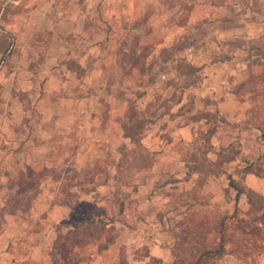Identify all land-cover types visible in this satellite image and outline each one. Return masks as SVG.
Masks as SVG:
<instances>
[{
	"label": "rangeland",
	"instance_id": "obj_1",
	"mask_svg": "<svg viewBox=\"0 0 264 264\" xmlns=\"http://www.w3.org/2000/svg\"><path fill=\"white\" fill-rule=\"evenodd\" d=\"M72 1L0 0V264L47 239L44 264H191L224 217L213 264H264V196L235 205L229 185L250 172L264 192V0H89L68 52L7 59L65 35ZM45 67L57 90L19 104L9 71Z\"/></svg>",
	"mask_w": 264,
	"mask_h": 264
},
{
	"label": "crops",
	"instance_id": "obj_2",
	"mask_svg": "<svg viewBox=\"0 0 264 264\" xmlns=\"http://www.w3.org/2000/svg\"><path fill=\"white\" fill-rule=\"evenodd\" d=\"M55 3V2H54ZM52 3V5L54 4ZM52 5L50 6L52 9V16L55 14L54 7L52 8ZM80 5V0H73L72 2L65 3L59 6L58 14H56V17H65L67 21L61 20L59 22L62 29L66 30L65 35L59 34L55 31H52L50 34V41L47 43H42L39 40L33 39V35L28 39V41L25 43L23 47H18L15 44L16 41L14 40V43L11 44L7 50V59L11 58L15 53L16 50L20 52L21 54H24L25 58L27 59V50H31L32 53H35L37 57H39L37 50L40 52H45V60L48 61H54L62 54L61 52H68V48L66 46L67 44V37L73 34V36H76L77 34H85V32L88 29V14L90 12L91 3L89 0H84L83 3ZM74 10H76V14L72 17L71 14L74 13ZM90 20V19H89ZM58 25V24H57ZM11 30V29H10ZM50 30H53L51 28ZM6 32V31H5ZM106 33L104 37H101L99 39V42H102V40H105ZM58 40L59 42H62L63 45L61 46V50H56L52 47L53 40ZM44 48V49H43ZM67 56V55H65ZM68 57V56H67ZM73 58H79L77 55L72 56ZM69 58V57H68ZM21 71V72H20ZM10 70L8 74V78L6 80L9 81L8 85H6L9 88V91L13 94L12 96L14 98H17V101L19 104H21L22 97L27 95V93H31L34 91V89L39 88L40 85L43 87V91L45 92H52L56 91V88L49 87L53 84L54 77H55V68H42L37 71H30L29 69L25 70ZM18 72V73H17ZM75 77L80 79L78 75L73 73ZM80 82V81H79ZM57 87L59 86L56 84ZM60 87V86H59ZM254 129L251 127L250 131H253ZM180 132L184 134L185 132H190V127H182L180 129ZM22 164L19 165V169L22 170ZM252 177L255 178V176L252 173H247V175L243 178L246 186L253 192L259 193L262 197L264 196V192H262L261 188L258 187V185H252ZM233 180V179H232ZM234 181V180H233ZM264 182V180H262ZM245 196H240L238 202L244 198ZM235 200V196H234ZM235 203V201H234ZM68 207L63 204L54 205L50 209V215L49 217L51 220H54L55 223H59L65 219V216L67 215ZM69 215V214H68ZM7 235L6 231H4L3 235L0 236V238ZM45 240L47 239L46 233L41 235ZM48 240V239H47ZM44 241L43 243H39L38 246H31L29 251L27 252V259L29 263L31 264H44L47 263V260L51 258V248L48 247L50 244L48 241ZM24 249V248H23ZM27 251V250H26ZM36 252V255L33 253ZM29 253V255H28ZM5 256L7 255L6 252L3 253ZM47 254V255H46ZM48 256V257H47ZM12 263V262H11Z\"/></svg>",
	"mask_w": 264,
	"mask_h": 264
},
{
	"label": "trees",
	"instance_id": "obj_3",
	"mask_svg": "<svg viewBox=\"0 0 264 264\" xmlns=\"http://www.w3.org/2000/svg\"><path fill=\"white\" fill-rule=\"evenodd\" d=\"M191 69H194L193 67ZM229 185L234 189L235 191V205L238 203L240 196H245L246 200L250 206V208L254 205V197L259 201H263V198L261 196L256 195L251 190H244V188L240 187L239 184L235 183L233 180H230ZM227 218H223L221 220V234L219 237V243L216 248L213 249H207L204 250L201 254L197 256V258L191 263V264H213L216 260L220 259L225 254V248L224 244L226 241L225 238V229H224V223Z\"/></svg>",
	"mask_w": 264,
	"mask_h": 264
}]
</instances>
